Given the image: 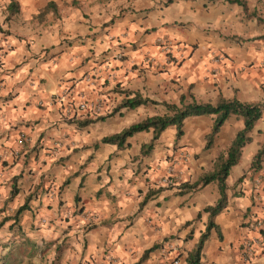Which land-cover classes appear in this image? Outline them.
Masks as SVG:
<instances>
[{"label": "clouds", "instance_id": "clouds-1", "mask_svg": "<svg viewBox=\"0 0 264 264\" xmlns=\"http://www.w3.org/2000/svg\"><path fill=\"white\" fill-rule=\"evenodd\" d=\"M0 264H264V0H0Z\"/></svg>", "mask_w": 264, "mask_h": 264}]
</instances>
